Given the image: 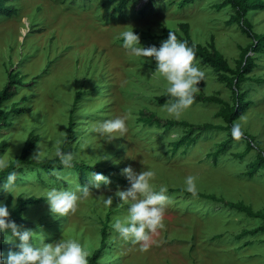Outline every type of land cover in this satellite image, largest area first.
<instances>
[{"label": "rangeland", "instance_id": "374dc122", "mask_svg": "<svg viewBox=\"0 0 264 264\" xmlns=\"http://www.w3.org/2000/svg\"><path fill=\"white\" fill-rule=\"evenodd\" d=\"M180 1L139 0L123 15H116L112 14L114 4L110 0H6V5L17 12L0 16V90L12 70L19 72L24 84L3 107L9 112L16 105L20 111L11 114V126L0 131V143L8 145L2 156L10 164L34 135L39 138L43 154L39 159L33 157L36 143L30 158L54 159L57 156L52 142L60 137L64 139V150L75 153L73 163L103 170L111 180L109 186L95 189L89 182L90 169L77 171L59 165L48 175L24 167L22 181L17 183L18 196L7 193L15 202L9 213L20 196L24 200L31 196L45 200L27 207L23 220L31 225L16 223L21 230L31 229L42 235L45 243L70 236L88 247L92 256L101 245L102 226L108 218L109 235L101 264H264V233L239 238L242 232L264 221L228 206L229 202H244L255 212L264 210V169L249 175V164L260 151L264 153V83L243 85L251 92L247 100H252V105L237 122L243 133L254 136L260 144L259 150L252 149L244 157L247 143L241 137L214 158L218 146L228 139L221 128L201 132L187 149L182 147L174 153L171 144L181 139L187 127L177 125L166 130L139 121L140 116L154 113L163 121L194 124L195 132L202 131L197 126L204 123L224 124L217 117L219 105L197 99L179 119L170 117L163 108L165 103L158 101L166 91L165 81L155 72V60L129 55L119 36L122 30L132 26L142 46L158 47L170 30L183 36L179 26L189 23L193 41L205 46L213 39L233 68L242 50L252 43L237 24L228 23L234 11L231 7L219 9L223 0H199L184 8L179 7ZM249 19L256 33H264V10L250 13ZM194 62L206 73L195 97L219 95L232 103V91L218 80V74L201 59ZM257 65L251 76L264 80V53L257 55ZM79 92L82 96L74 106ZM73 107L74 140L65 145ZM125 113L129 118L124 137L109 142L93 131L100 121ZM99 156L107 158L98 160ZM128 165L137 171L153 169L154 186L158 190L160 185H167L170 197L164 227L151 236L143 250L142 242L124 241L111 228L114 217L126 214L127 205L119 204L115 192L118 187L128 186L121 173ZM188 175L196 177L198 193L225 201L186 194ZM77 183L87 184L92 194L79 203L75 213L54 217L43 197L46 191L51 187L75 189ZM103 195L113 196L111 206L103 205ZM0 201L6 203V197ZM9 242L18 247L19 238Z\"/></svg>", "mask_w": 264, "mask_h": 264}, {"label": "clouds", "instance_id": "9594fccd", "mask_svg": "<svg viewBox=\"0 0 264 264\" xmlns=\"http://www.w3.org/2000/svg\"><path fill=\"white\" fill-rule=\"evenodd\" d=\"M122 38V46L129 55L141 58H152L156 62L155 72L165 81V91L168 100L163 105L166 113L179 119L181 114L189 108L195 94L199 92V82L205 79L206 73L195 61L193 47L186 40L177 38L173 31H169L166 39L160 45L142 46L140 36L128 27L119 33ZM129 113L117 115L100 121L94 126L93 131L98 133L103 140L112 141L116 137H124L128 131ZM171 133L169 136L171 137ZM231 135L239 140L243 135L242 125L233 122ZM64 139L57 137L52 142L55 155L65 167H71L75 158L73 151H65ZM83 148L84 145H81ZM43 148L37 142V149L33 154L36 159L41 158ZM107 157L99 156L98 160ZM9 168V160L0 156V171ZM126 177L128 186L117 188L115 195L119 197L121 206L127 205L126 214L123 217H114L111 228L124 241L140 243L141 249L148 247L151 236L164 227V214L166 205L170 201L167 195V185H160L158 190L153 180L156 173L151 168H143L137 171L132 165L121 169ZM17 171L11 170L6 174L5 181L0 184V191L18 196ZM89 182L95 189L109 186L110 177L101 172H90ZM196 177L188 175L185 178V190L197 194ZM92 194L87 184H76L72 188H49L43 197L46 198L50 213L54 217H68L77 211L79 203ZM104 196V195H103ZM15 203V202H13ZM102 203L105 207L113 204V196H104ZM9 206L0 201V235L10 232L6 236L8 241L19 238L18 252H9L7 257L0 251V264H89L91 250L78 239L64 236L54 242H44L42 235H36L31 229H23L14 220L9 219Z\"/></svg>", "mask_w": 264, "mask_h": 264}, {"label": "trees", "instance_id": "16d2710c", "mask_svg": "<svg viewBox=\"0 0 264 264\" xmlns=\"http://www.w3.org/2000/svg\"><path fill=\"white\" fill-rule=\"evenodd\" d=\"M114 4V8L112 10V14L123 15L125 11L132 5V3L139 0H110ZM156 0H149V2H153ZM199 0H181L179 2V7L184 8L193 4ZM226 7H231L234 13L230 16V20L228 23L237 24L243 33L247 35L249 39L252 40V43L242 50L240 59L236 63V67L233 68L227 58L223 55V53L216 47L215 41H212L207 45H202L200 43H195L191 37V26L189 23H181L180 31L184 34L181 36L177 32V38L181 40H186L188 45L193 47L195 52V60L201 59L206 65L211 67L217 74L218 80L225 83L228 88L232 91L233 100L232 103L226 101L219 95H203L199 94L195 97V100H201L206 103H215L220 106V110L217 113V117L221 118L224 122L223 125L216 126L212 123H204L199 127L200 132H195V125L190 124L187 121H177V120H162L158 118L154 113L140 116V122L144 125H158L162 126L164 129L169 130L177 125H182L187 127V130L184 132V135L180 140L175 141L171 144L173 148V152H177L182 147L186 149L193 144L197 138L199 137L201 132H207L213 129H222L227 132L228 139L222 142L217 150L213 153L214 158L220 156V154L226 152L227 147L235 140L231 135V127L233 122H237L240 118H242L245 114V111L252 105V100H247L250 97L251 92L243 88V85L247 82L254 83H264L262 79H254L251 74L254 73L257 65V55L264 53V33L259 34L254 30V26L249 19L250 13H253L257 10H264V0H223L219 5V9H223ZM17 10L12 6L6 5V0H0V16L9 15L13 16ZM167 37L168 34H165ZM142 37V36H141ZM255 55V56H252ZM23 77L20 76L19 72L9 71L8 81L5 87L0 90V131L2 128L11 126L9 122L11 114L18 113L20 111L17 106H13L12 110L9 112H5L3 107L4 104L9 102L13 97L17 95V87H20L24 84ZM82 94L79 92L76 95L75 104L79 101ZM168 100V94L158 98V101L163 104ZM245 108V109H244ZM74 107L70 113L69 124L66 131V139L65 145L74 140ZM246 139L247 149L242 156L244 157L247 153H249L252 149H260V144L256 143L255 137L244 133L242 136ZM38 137L34 135H30L27 139L22 153L19 157H17L13 162L9 164V168L3 171H0V184H2L6 179V174L8 171L16 170L17 175V183L21 182L20 173L23 172L24 167H32L37 169L39 172L45 171L48 175H51L52 169L56 166H64L61 164L59 157L54 159H46V160H32L30 158L35 145L38 141ZM7 143L5 141L0 143V156L5 153L7 148ZM240 158V156H239ZM75 170H92V172H101L105 174V171L99 170L94 167L88 166L86 164L80 163H72V166ZM249 175L252 177L257 174L260 170L264 169V153L260 151L256 159L249 164ZM188 195H193L192 193L185 191ZM196 197H200L203 199L216 201L219 203L224 202V199L218 198L212 194L198 193L194 195ZM6 204L10 207L14 201V197L12 195L7 196L6 192L0 191V200L5 199ZM44 198H39L35 196H31L28 199H23L21 196L17 198L16 205L14 211L10 214L9 219L14 220L17 224L23 226H30L31 224H26L23 220V214L28 206L38 205L43 202ZM228 206L236 209L240 212L246 213L248 216L259 218L264 221V210L255 212L251 206L246 205L244 202H229ZM108 218L106 222L102 226V240L100 247L93 252L92 256H90L89 264H101V255L106 248L107 239H108ZM259 233H264V224L250 231H244L240 234L239 238L242 239L249 235H258ZM10 232H6L3 235H0V251L3 254H8L11 252H18L20 249L13 243H10L6 236L9 235Z\"/></svg>", "mask_w": 264, "mask_h": 264}]
</instances>
